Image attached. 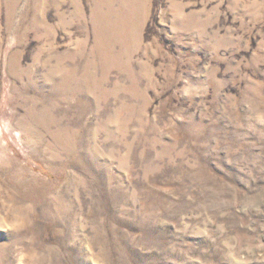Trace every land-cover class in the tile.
Returning <instances> with one entry per match:
<instances>
[{
    "label": "rangeland",
    "instance_id": "obj_1",
    "mask_svg": "<svg viewBox=\"0 0 264 264\" xmlns=\"http://www.w3.org/2000/svg\"><path fill=\"white\" fill-rule=\"evenodd\" d=\"M0 264H264V0H0Z\"/></svg>",
    "mask_w": 264,
    "mask_h": 264
}]
</instances>
